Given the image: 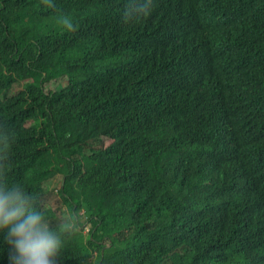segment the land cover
Returning a JSON list of instances; mask_svg holds the SVG:
<instances>
[{
  "label": "trees",
  "instance_id": "16d2710c",
  "mask_svg": "<svg viewBox=\"0 0 264 264\" xmlns=\"http://www.w3.org/2000/svg\"><path fill=\"white\" fill-rule=\"evenodd\" d=\"M53 4L0 0V178L68 215L58 264H264V0Z\"/></svg>",
  "mask_w": 264,
  "mask_h": 264
},
{
  "label": "clouds",
  "instance_id": "9594fccd",
  "mask_svg": "<svg viewBox=\"0 0 264 264\" xmlns=\"http://www.w3.org/2000/svg\"><path fill=\"white\" fill-rule=\"evenodd\" d=\"M43 2L50 8L55 6L53 0H43ZM143 7H148V3ZM132 22L128 17L126 23ZM57 23L67 31L76 30L67 16H61ZM209 32H201L205 49H208ZM123 35L124 33L122 35L112 33V36ZM133 37L124 38L125 44L128 45L124 55L130 53L129 47L133 46ZM150 53L157 58L156 66L165 67L166 63L161 58L159 48ZM147 78L150 86H142V88L146 93L154 95L159 85L153 71L147 75ZM44 203L22 184L0 178V233L4 234V241L9 246V264H58L64 236L69 228L63 217L54 228L41 210Z\"/></svg>",
  "mask_w": 264,
  "mask_h": 264
},
{
  "label": "rangeland",
  "instance_id": "374dc122",
  "mask_svg": "<svg viewBox=\"0 0 264 264\" xmlns=\"http://www.w3.org/2000/svg\"><path fill=\"white\" fill-rule=\"evenodd\" d=\"M60 183H61V181L58 180V179H56L53 182L52 186L54 187L55 190H56L57 187L60 186ZM47 197H48L47 203H48L49 206H57V205L60 204L59 203L60 202V197L57 194H50ZM64 219H68V215L64 214Z\"/></svg>",
  "mask_w": 264,
  "mask_h": 264
}]
</instances>
